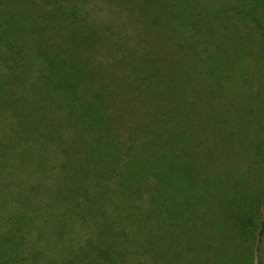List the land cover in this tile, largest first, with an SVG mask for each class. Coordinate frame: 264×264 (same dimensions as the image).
<instances>
[{
	"label": "rangeland",
	"instance_id": "rangeland-1",
	"mask_svg": "<svg viewBox=\"0 0 264 264\" xmlns=\"http://www.w3.org/2000/svg\"><path fill=\"white\" fill-rule=\"evenodd\" d=\"M255 5L0 0V204L21 200L33 220L0 221L1 252L249 264L230 190L212 183L264 129Z\"/></svg>",
	"mask_w": 264,
	"mask_h": 264
},
{
	"label": "trees",
	"instance_id": "trees-1",
	"mask_svg": "<svg viewBox=\"0 0 264 264\" xmlns=\"http://www.w3.org/2000/svg\"><path fill=\"white\" fill-rule=\"evenodd\" d=\"M255 9H258L259 19L261 20L262 29L264 32V0H256ZM54 91L60 90L59 83L52 86ZM231 135V131H228ZM253 141L248 149L244 152V157L248 156L246 163L237 162L236 165L229 169L224 174L217 177L216 181L212 183L217 188L227 191L229 188V201L235 211V221L238 225L239 232L248 238L246 242L251 245L250 259L247 261L249 264H253L254 257L258 255V250L264 249V129L255 130L252 135ZM91 152H95L94 149ZM253 156V160H250L249 156ZM241 163L240 168L238 165ZM61 169L55 167V171L59 169V176L64 174V165L60 162ZM237 166V167H236ZM113 169H119L124 176L132 177V180L138 182L133 171L129 168H119L116 166ZM111 170V171H112ZM118 170V172H119ZM117 172V171H116ZM115 172V173H116ZM120 174V172H119ZM122 176V175H121ZM111 177V176H110ZM177 177V176H176ZM59 178V177H58ZM111 179V178H110ZM129 179V178H128ZM153 179V178H152ZM159 176H155L153 182H158ZM53 180L58 182V179ZM176 181L183 184L185 180L176 178ZM152 182V183H153ZM44 191L52 190L50 181L45 184ZM40 188V187H39ZM37 188V189H39ZM22 186L20 184L18 188V194H25L21 192ZM29 193H26V199L34 196L32 189H28ZM28 202V201H25ZM22 208V210H21ZM0 221H33L32 217H27L23 212L21 200H5L0 204ZM39 241V240H38ZM40 243V241H39ZM39 245V244H38ZM7 250V245L0 246V264H59V258H52L45 256L44 254L29 255L20 254L15 255L12 253H3L1 250ZM255 249V250H254ZM254 250V252H253ZM141 261H145V258H141ZM92 261H96L94 257H82L78 260V264H90ZM70 264H72L70 262Z\"/></svg>",
	"mask_w": 264,
	"mask_h": 264
}]
</instances>
